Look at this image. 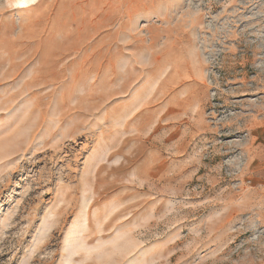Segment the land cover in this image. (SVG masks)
<instances>
[{"label": "rangeland", "instance_id": "1", "mask_svg": "<svg viewBox=\"0 0 264 264\" xmlns=\"http://www.w3.org/2000/svg\"><path fill=\"white\" fill-rule=\"evenodd\" d=\"M0 264H264V0H0Z\"/></svg>", "mask_w": 264, "mask_h": 264}, {"label": "bare ground", "instance_id": "2", "mask_svg": "<svg viewBox=\"0 0 264 264\" xmlns=\"http://www.w3.org/2000/svg\"><path fill=\"white\" fill-rule=\"evenodd\" d=\"M37 1L38 0H21L22 3L28 6L35 4Z\"/></svg>", "mask_w": 264, "mask_h": 264}]
</instances>
